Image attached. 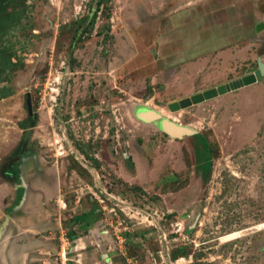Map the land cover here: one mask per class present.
<instances>
[{
    "label": "rangeland",
    "instance_id": "obj_1",
    "mask_svg": "<svg viewBox=\"0 0 264 264\" xmlns=\"http://www.w3.org/2000/svg\"><path fill=\"white\" fill-rule=\"evenodd\" d=\"M262 22L264 0H0V264H264V75L169 108L254 72Z\"/></svg>",
    "mask_w": 264,
    "mask_h": 264
},
{
    "label": "water",
    "instance_id": "obj_2",
    "mask_svg": "<svg viewBox=\"0 0 264 264\" xmlns=\"http://www.w3.org/2000/svg\"><path fill=\"white\" fill-rule=\"evenodd\" d=\"M263 28H264V22L260 23L257 26L258 30H261ZM263 75H264V61H263L262 57H260L259 61H258V68L255 69L254 72L249 73V74L243 76L242 78L236 79L232 82H229L226 84H221L218 87L206 89L202 92H198V93L193 94L191 96H187V97L181 98L179 100L172 101L169 104V108L172 111H179L181 109H185V108L190 107L194 104H197V103L212 99L214 97H217L220 94H225L229 91L260 82L263 80ZM27 107H28L30 117H33L34 116V109H33V103H32L30 93L27 94ZM30 125H31V122L28 123V126H30ZM162 125L167 131H169L173 135L185 133V130L180 129L179 127H177L173 123L164 122Z\"/></svg>",
    "mask_w": 264,
    "mask_h": 264
},
{
    "label": "trees",
    "instance_id": "obj_3",
    "mask_svg": "<svg viewBox=\"0 0 264 264\" xmlns=\"http://www.w3.org/2000/svg\"><path fill=\"white\" fill-rule=\"evenodd\" d=\"M1 98V97H0Z\"/></svg>",
    "mask_w": 264,
    "mask_h": 264
}]
</instances>
